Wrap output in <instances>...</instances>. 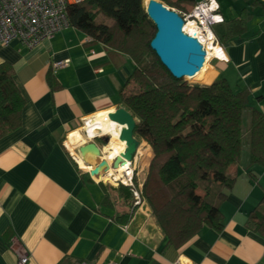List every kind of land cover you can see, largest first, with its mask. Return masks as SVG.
<instances>
[{
  "label": "crops",
  "instance_id": "crops-1",
  "mask_svg": "<svg viewBox=\"0 0 264 264\" xmlns=\"http://www.w3.org/2000/svg\"><path fill=\"white\" fill-rule=\"evenodd\" d=\"M216 1L224 23L213 31L227 62L212 59V82L222 77L235 93L249 92L250 106L264 114V0ZM65 60L53 73L52 64ZM2 64L13 68L25 104L19 127L0 139V264H17L20 255L28 264H264V238L247 227L264 194V168L250 164L247 146L230 169L222 228L205 227L174 248L149 207L133 208L106 175L91 176L97 160L81 157L69 140L86 119L120 108L130 58L68 28L32 51L0 44ZM140 146L131 168L143 183L153 153Z\"/></svg>",
  "mask_w": 264,
  "mask_h": 264
},
{
  "label": "trees",
  "instance_id": "trees-1",
  "mask_svg": "<svg viewBox=\"0 0 264 264\" xmlns=\"http://www.w3.org/2000/svg\"><path fill=\"white\" fill-rule=\"evenodd\" d=\"M143 1L87 0L69 8L68 22L134 64L120 92V108L135 120L134 139L153 153L141 197L168 243L180 248L205 227L222 228L224 191L235 182L230 169L240 163L245 146L250 164L264 168V114L250 106L249 92L235 93L222 77L212 82L210 73L201 85L174 79L150 49L156 30ZM157 1L177 13L196 5L194 0ZM241 27L234 23L229 33ZM24 104L13 68L0 65V139L19 127ZM118 193L133 204L129 188L119 185ZM247 227L264 238V194Z\"/></svg>",
  "mask_w": 264,
  "mask_h": 264
},
{
  "label": "built area",
  "instance_id": "built-area-1",
  "mask_svg": "<svg viewBox=\"0 0 264 264\" xmlns=\"http://www.w3.org/2000/svg\"><path fill=\"white\" fill-rule=\"evenodd\" d=\"M86 1L87 0H0V44L7 47L12 42H19L28 50L32 51L42 43L52 39L56 34L68 29L69 8ZM177 14L184 21L183 33L196 39L205 51V63H208V61L212 59L224 63L227 62L224 50L218 43L213 31L215 26L224 23V18L220 13V6L216 0H204L196 3L189 12ZM87 42H92V40L87 37ZM213 47L221 51L225 58L219 59L218 57H213L211 54V49ZM68 64V60L53 63L52 72L56 73L66 68ZM90 123V118L83 121L81 131L83 137L88 138L90 141L106 137L103 134H95L92 139H89L90 135L86 129L89 127ZM140 150L141 146L139 145L136 155H138ZM131 167L132 166L129 164L130 177L125 181H117L113 176L110 177L109 173L106 174V176L110 179L112 184L129 188L132 193L133 208H140L145 205V201L141 197L142 183L138 181V174L135 173V170ZM101 175L99 177H102ZM134 179L137 180L136 183ZM28 262L29 256L20 255L18 257L17 264H28Z\"/></svg>",
  "mask_w": 264,
  "mask_h": 264
},
{
  "label": "water",
  "instance_id": "water-1",
  "mask_svg": "<svg viewBox=\"0 0 264 264\" xmlns=\"http://www.w3.org/2000/svg\"><path fill=\"white\" fill-rule=\"evenodd\" d=\"M144 9L148 20L156 30L149 46L161 65L176 80L196 76L205 64L206 53L196 39L183 33L184 21L182 18L157 0H149L144 5ZM106 116L110 123L121 127L118 132V140L124 143L125 148L109 164L103 157L105 155L104 148L110 142L109 137L84 141L77 147L81 157L90 155L97 160L95 167L90 172V175L95 178H99L101 174H108L110 170L116 172L125 163L131 165L139 148V143L133 137L135 120L130 113L123 108H118L107 113ZM96 140H100L104 145L101 146V150L95 143Z\"/></svg>",
  "mask_w": 264,
  "mask_h": 264
},
{
  "label": "bare ground",
  "instance_id": "bare-ground-1",
  "mask_svg": "<svg viewBox=\"0 0 264 264\" xmlns=\"http://www.w3.org/2000/svg\"><path fill=\"white\" fill-rule=\"evenodd\" d=\"M148 1L149 0H144L143 4L146 5L148 3ZM211 50H212L211 54L213 57L215 56V57H218L219 59H224L223 53H221V51H219L217 48L213 47ZM204 65H203L201 71L204 69ZM90 122L91 123H90L89 127L86 129L90 135L89 139H92L95 136V134H103V135L109 137V139H110L109 145L104 148L105 160H107L108 163L110 164L115 159V157H118L120 155V153L123 152V150L125 148L124 143H122L118 140V132L121 129V127L116 125V124L110 123L107 119L106 112H105V114L99 113V114L91 117ZM69 140H70L71 144L74 145L75 148H77L86 139H84V137H82V135L80 134L79 131H76V132H73L69 136ZM146 158H148V157L146 156ZM146 158L144 160L148 161ZM143 164H144V162H143ZM129 170H130L129 164L125 163L116 172H111V170H110L111 173L109 174V176L110 177L113 176L115 178V180H117V181H125V180H127V178L130 177V171Z\"/></svg>",
  "mask_w": 264,
  "mask_h": 264
},
{
  "label": "rangeland",
  "instance_id": "rangeland-1",
  "mask_svg": "<svg viewBox=\"0 0 264 264\" xmlns=\"http://www.w3.org/2000/svg\"><path fill=\"white\" fill-rule=\"evenodd\" d=\"M212 61V60H211ZM211 61H208V63H205V65H204V69L198 74V75H196L195 77H193V78H186V79H183V81L185 82V83H187V84H190V85H201L200 84V79L201 78H203V77H206L207 75H209L210 74V67H209V64L211 63ZM247 119H248V117H247ZM246 120V119H245ZM244 123H246L245 121H244ZM82 126V125H81ZM107 137V136H106ZM95 143L97 144V146L98 147H100L101 146V141L100 140H96L95 141ZM102 148V147H101ZM142 150H144V149H142ZM103 157H105V156H103ZM148 161H145V160H143V162H144V166H147L148 165V162H149V158H146Z\"/></svg>",
  "mask_w": 264,
  "mask_h": 264
}]
</instances>
